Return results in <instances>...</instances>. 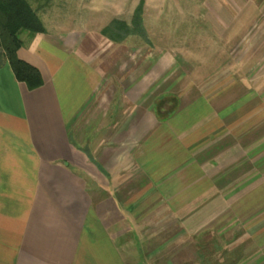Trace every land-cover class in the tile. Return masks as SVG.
Masks as SVG:
<instances>
[{"label":"crops","instance_id":"1","mask_svg":"<svg viewBox=\"0 0 264 264\" xmlns=\"http://www.w3.org/2000/svg\"><path fill=\"white\" fill-rule=\"evenodd\" d=\"M56 1L19 35L39 88L0 50V264H264V0L155 1L182 43L154 49L146 0Z\"/></svg>","mask_w":264,"mask_h":264},{"label":"trees","instance_id":"2","mask_svg":"<svg viewBox=\"0 0 264 264\" xmlns=\"http://www.w3.org/2000/svg\"><path fill=\"white\" fill-rule=\"evenodd\" d=\"M43 1L45 5H48L53 0ZM141 12L140 5L134 12L131 27L135 34L139 35L138 37L145 39L141 33ZM126 27L125 22L112 21L102 31V34L110 40L120 42L129 32ZM44 32V26L28 0H0V50L8 61L16 80L24 83L30 90L39 88L42 85V79L35 68L17 58L16 52L22 46L19 35L21 33L34 35Z\"/></svg>","mask_w":264,"mask_h":264},{"label":"rangeland","instance_id":"3","mask_svg":"<svg viewBox=\"0 0 264 264\" xmlns=\"http://www.w3.org/2000/svg\"><path fill=\"white\" fill-rule=\"evenodd\" d=\"M35 1L36 0H28L31 7L37 12V15L39 16V18H41L44 22H47L48 9H46L45 7L49 6V5H45V3H36ZM59 1H61V0H57L56 2H54L52 4V7H53V9H51L52 11H56L57 9H59L63 6V1L62 2H59ZM150 1L154 2V3H151ZM155 1H159V0H149V2H148V0H146V2H144V3H140V2L137 3L136 2L134 5L135 10H137V8H139V6L141 5V11H142L141 12V20L144 18L146 28L150 32V35L148 37H145V39H149L153 49L155 47H158V46L171 47V46L178 45V44L180 45L182 43L181 42L182 40H180L181 36H177V35L166 36L167 31L170 32V31H174V29H175L174 26H170L171 24L174 23V20H173L174 15H170L169 11H168L166 13V14H168L166 17L163 14V12H165V11H163L162 13L160 11L159 2H155ZM130 2H128V4H124V5H120V4L113 5V4H110L109 0L101 1L100 4H98L96 6L101 8V9L104 8L108 12V13H102V15L104 17L102 22H104V24H106L105 21L108 20L107 17L109 18V16L112 15L113 13L116 14L117 12H119L120 15L124 16L123 14H126V12H128V10H129V12H131L130 9H132L133 5ZM199 3H197V4H184L181 6L185 9H187L189 12H192V13L195 12V13L200 14L201 12L206 13L207 11H209L208 9H205L204 6L200 5ZM225 6L228 8V5H225ZM236 6H238V5H229V8L231 7L233 9H235ZM69 7L70 8L72 7L73 11L71 10L72 11V13H70L71 18L70 19L68 18L67 20H69L71 23L79 22L78 21L79 16H85L89 13L88 9L82 10V8H80V6H78V4H72ZM123 8H125V10ZM101 12H102V10H101ZM198 18L200 19L199 27L202 28L203 26L201 25V23H202L203 19H202L201 15H199ZM167 26L169 27L168 30L165 29V27H167ZM179 27H181V26L179 25ZM162 33H163V35H161ZM19 37L21 38L22 36H19ZM206 38H207L206 36L202 35L199 37V40H203ZM141 40H142L141 37H135L134 39L131 40V42L135 43V44H139L142 42ZM178 40H180V41H178ZM187 43H189V42H187ZM209 54L210 53H207V51H206L202 55H203V57L207 58V56ZM221 54L222 53H220V54L216 53L215 54L217 56V58L215 60L217 62L216 63L217 65L219 63L220 64L222 63ZM238 55H239L238 52L234 53V56L236 58L238 57ZM216 69L217 68H215V70ZM207 70H210V69H207Z\"/></svg>","mask_w":264,"mask_h":264}]
</instances>
